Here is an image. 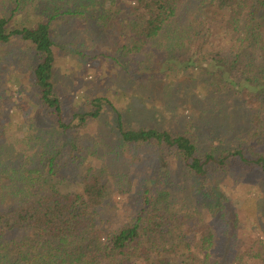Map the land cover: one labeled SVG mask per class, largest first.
<instances>
[{
	"label": "trees",
	"instance_id": "obj_1",
	"mask_svg": "<svg viewBox=\"0 0 264 264\" xmlns=\"http://www.w3.org/2000/svg\"><path fill=\"white\" fill-rule=\"evenodd\" d=\"M25 7L29 22L16 23ZM74 20L100 30L116 26L123 53L136 56L141 71L154 70L156 79L187 74L202 96L198 118L180 132L126 127L102 97L66 118L55 89L54 47L66 45L57 26ZM14 41L38 55L34 99L45 124L30 121L25 150L7 148L0 130V264H247L232 251L230 234L211 224L227 229L223 222L236 218L224 202L223 177L241 167L258 170L264 182V0H0V45ZM105 104L120 143L174 154L199 182L208 206L201 229L190 210L174 209L169 191L145 184L124 222L109 230L110 197L131 192L134 181L127 171H91L84 161L94 153L87 152L83 132L99 121ZM214 121L215 128L207 126L213 137L204 139L202 124ZM221 128L232 135L221 138ZM218 240L226 243L222 255L214 250ZM251 257L264 264V245Z\"/></svg>",
	"mask_w": 264,
	"mask_h": 264
},
{
	"label": "rangeland",
	"instance_id": "obj_2",
	"mask_svg": "<svg viewBox=\"0 0 264 264\" xmlns=\"http://www.w3.org/2000/svg\"><path fill=\"white\" fill-rule=\"evenodd\" d=\"M26 10L27 7L18 15L16 23L29 22L30 16H26L29 11ZM62 24L57 28L66 45L54 47V82L66 118L74 112L92 109L90 102L93 97L108 99L122 114L126 127L156 126L180 132L186 128L185 123L198 118L203 107L202 96L198 93V84L188 79L183 71H173L168 78L163 73L159 79L154 78V70L141 71L138 58L132 54L125 55L120 49L125 39L117 32L116 26L100 30L95 22L85 23L81 20ZM220 26L218 20L214 19L212 27L216 36L222 34ZM76 48L83 50L84 54L74 52ZM37 61L38 55L29 50L27 44L14 41L6 46L0 45V130L4 129L7 148L12 144L17 150H25L28 136L26 127L30 121L45 124L34 99L36 91L32 70ZM123 64L127 66L128 73L121 68ZM145 73L148 74L146 78ZM172 79L175 82L170 86ZM230 109L226 110L228 115ZM101 112L99 121L91 123L83 132L85 145H90L87 152L94 153H87L84 161L91 171L101 168L107 174L115 169L127 171L134 181L131 192L123 196L111 194V207H108L109 213L106 215L113 218L109 230L117 229L124 222L138 198V189L142 190L145 184L169 191L174 209L190 210L194 213L193 222L201 229L202 222L206 221L207 200L199 196L198 192L203 189L197 191L201 188L199 182L189 178L180 159L174 154L162 157L160 151L151 145L120 143L115 131L114 113L106 104ZM219 118L217 116L214 120ZM228 123L225 122V125ZM214 124L215 121L208 125L203 123L202 127L207 129L211 125L210 128H215ZM205 131L207 133L202 134ZM205 131L200 130L204 139L207 138L205 136L213 137L214 132L210 129ZM217 132L221 138L228 139L232 135L225 128ZM101 139L100 144L92 146V140ZM205 145L200 152L204 151V147H210V142ZM82 169L84 171L86 166ZM221 183L227 199L224 201L226 208L229 212L236 211V218L223 222L228 225L227 229L220 228L217 223L211 225L213 229L217 227V232L227 231L232 236L231 240L230 237L227 240L231 241L232 251L238 252L243 261L259 264L251 255L264 245V182L260 179V173L256 169L241 170V167H236L221 179ZM225 244L218 240L215 252L222 255Z\"/></svg>",
	"mask_w": 264,
	"mask_h": 264
}]
</instances>
